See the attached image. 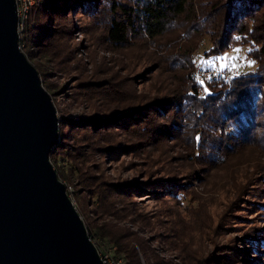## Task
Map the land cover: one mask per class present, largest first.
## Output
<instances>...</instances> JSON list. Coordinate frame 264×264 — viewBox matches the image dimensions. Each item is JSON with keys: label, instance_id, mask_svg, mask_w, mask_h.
<instances>
[{"label": "trees", "instance_id": "1", "mask_svg": "<svg viewBox=\"0 0 264 264\" xmlns=\"http://www.w3.org/2000/svg\"><path fill=\"white\" fill-rule=\"evenodd\" d=\"M85 1L38 0L21 34L22 50L30 59L37 56V51L46 60L54 56L61 62L74 58L75 46L69 40L74 28L70 17L75 9H83ZM105 1L108 19L106 26L103 24L110 45L108 49L140 48L141 56L149 61L147 71L155 92L154 96L144 97L154 98L148 100L137 114L145 116L152 112L150 137L146 140L147 130L143 127L145 132L133 142V147L145 144L155 153L159 149L153 147L155 144H149L155 139L168 142L188 138L192 140L193 152H199L198 158L203 155L199 161L202 170L208 171L210 167L212 170L223 169L245 156V164L251 160L260 163L256 167H262L260 176L264 178V0ZM205 35L212 43V51L208 49L205 54H221L230 47L247 44L248 55L257 60V67L253 72L228 79L208 80L210 90L201 91V85L206 83L195 82L192 69L194 52ZM34 64L39 68L38 63ZM123 64L124 57L119 60L120 68ZM117 72L112 66L111 76ZM117 75L106 78L118 83L123 76L121 73ZM43 78L44 86L50 88V83ZM105 85L109 87L111 82ZM138 98L136 94L132 99ZM133 110L111 109L92 119L93 124H84L82 127L88 129L86 133L91 132L89 127H100L94 135L87 137L91 143L88 150L92 152L102 141L105 133L101 129L105 124L122 116L126 119L120 125H127ZM140 117L131 119L139 120ZM60 120L59 142L52 147L50 159L64 182L75 181L74 194L82 200L85 195L91 197L85 204L91 216L83 206V210L81 205L77 208L93 241L99 238L114 246L117 254L124 258V264H198L196 255L190 259L181 258L178 262L160 257L155 251L157 248H152L146 237L152 222L136 206V196L152 192L162 199L179 184L172 178L148 174L144 180L106 182L101 176L100 165L91 161L88 152L71 154L67 151L62 125L67 118L62 116ZM84 121L83 118L72 122ZM114 149L108 147L110 152ZM148 153L146 150L145 154ZM260 205L264 206V203ZM136 214L140 216L131 220L130 216ZM172 225L174 229L177 226L176 223ZM173 228L169 227L170 232ZM260 237L258 243L264 246V238Z\"/></svg>", "mask_w": 264, "mask_h": 264}, {"label": "rangeland", "instance_id": "2", "mask_svg": "<svg viewBox=\"0 0 264 264\" xmlns=\"http://www.w3.org/2000/svg\"><path fill=\"white\" fill-rule=\"evenodd\" d=\"M82 8L75 9L70 17L74 28L69 40L75 46L72 60L61 62L56 56L46 60L38 51L34 59L28 57L33 64H39L41 78L50 83L48 91L58 115L67 118L66 124L62 123L67 151L71 154L88 152L91 161L100 165L101 176L106 182L144 180L148 174L172 178L179 184L162 199L152 192L135 197L136 206L141 208L139 211L152 222L146 237L152 248H157L155 251L160 257L178 262L181 258L190 259L196 255L198 264H264V246L258 243L259 236L264 238V206L260 205L264 203V178L260 176L262 167H256L260 163L251 160L245 164L246 157L242 156L223 169L212 170L210 167L208 171L202 170L199 161L203 155L198 158L199 152H193L192 140L188 138L168 142L155 139L149 142L159 149L155 153L145 144L133 147V142L145 132L143 127L147 130L146 140L151 134L148 130L153 123L152 112L141 117L137 115L145 107L143 105L154 98L144 97L155 95L147 71L149 61L141 56L140 48L108 49L110 45L103 24L108 19L105 0H86ZM211 46L209 36L205 35L194 52L192 78L197 83L228 79L253 72L257 67V60L248 55L247 44L230 47L221 54H205ZM123 57L124 64L120 68L119 60ZM200 65L202 68H218L222 72L217 77L206 76L199 80L194 74ZM112 66L118 70L113 76L118 73L123 76L118 83L115 79H108L113 77L110 73ZM109 82L111 86L107 87L105 84ZM209 85H201V91H209ZM136 94L143 100L132 99ZM117 108L134 109L129 123L120 125L126 119L121 116L117 121L105 124L101 129L105 133L102 141L91 152L87 137L94 135L100 127H89L91 132L86 133L88 129L82 126L93 124L92 119ZM135 116L140 119H131ZM83 118L84 123L72 122ZM109 146L115 149L110 152ZM146 150L148 154H145ZM68 184L73 188L71 197L77 207L81 205L89 213L85 204L91 197L85 195L82 200L74 194L75 181L68 180ZM139 216L130 217L135 220ZM172 223H176L175 229ZM170 226L173 228L171 232Z\"/></svg>", "mask_w": 264, "mask_h": 264}, {"label": "water", "instance_id": "3", "mask_svg": "<svg viewBox=\"0 0 264 264\" xmlns=\"http://www.w3.org/2000/svg\"><path fill=\"white\" fill-rule=\"evenodd\" d=\"M60 116L0 0V264H105L50 159Z\"/></svg>", "mask_w": 264, "mask_h": 264}, {"label": "built area", "instance_id": "4", "mask_svg": "<svg viewBox=\"0 0 264 264\" xmlns=\"http://www.w3.org/2000/svg\"><path fill=\"white\" fill-rule=\"evenodd\" d=\"M18 6V17H19V31H20V48L22 49L23 43L21 42V34L24 30L25 22L30 17V12L32 7L38 2V0H16ZM222 71L218 68H197L194 76H196L199 80H203L206 76H210L212 78L217 77ZM67 184V183H66ZM67 190L71 196L72 186L67 184ZM95 244L98 247L100 256L105 264H124L125 260L122 256L118 255L116 252V248L112 245L107 244L103 241H95Z\"/></svg>", "mask_w": 264, "mask_h": 264}]
</instances>
